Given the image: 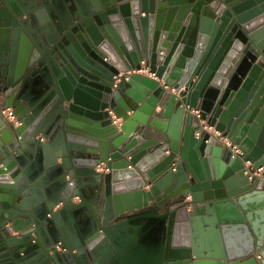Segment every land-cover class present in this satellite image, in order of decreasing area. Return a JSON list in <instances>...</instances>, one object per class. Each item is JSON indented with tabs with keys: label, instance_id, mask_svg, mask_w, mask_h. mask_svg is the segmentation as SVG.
Listing matches in <instances>:
<instances>
[{
	"label": "water",
	"instance_id": "1",
	"mask_svg": "<svg viewBox=\"0 0 264 264\" xmlns=\"http://www.w3.org/2000/svg\"><path fill=\"white\" fill-rule=\"evenodd\" d=\"M260 167L264 0H0V264H264Z\"/></svg>",
	"mask_w": 264,
	"mask_h": 264
},
{
	"label": "crops",
	"instance_id": "2",
	"mask_svg": "<svg viewBox=\"0 0 264 264\" xmlns=\"http://www.w3.org/2000/svg\"><path fill=\"white\" fill-rule=\"evenodd\" d=\"M144 75L149 77V78L157 79L156 76L153 75V74H149V73L145 74L144 73ZM158 110H160V109H158ZM193 113H195V111H193ZM167 120H168L167 117H164V116L160 117L158 119V121H157V122H159V123H157V125H158L157 127L166 126L167 125ZM150 131H153V129L150 128ZM145 188L147 189L148 187H145ZM262 207H264V206H262ZM260 218L262 219L263 217L260 216ZM33 223H34V221L31 218H20V219H17L15 222L11 223V224H8L7 228L9 227V229H6L5 232H6L7 235H12V236L13 235H18L19 232H22V231L26 230L27 228H30L33 225ZM203 228H204L203 232L204 233H208L207 224H204ZM234 239H236V241H239L240 236L236 235V236H234Z\"/></svg>",
	"mask_w": 264,
	"mask_h": 264
},
{
	"label": "built area",
	"instance_id": "3",
	"mask_svg": "<svg viewBox=\"0 0 264 264\" xmlns=\"http://www.w3.org/2000/svg\"><path fill=\"white\" fill-rule=\"evenodd\" d=\"M133 72H138V73H141V74H144V73L145 74L146 73L152 74V73L149 72V70L147 68H142V69L134 70V71H128L126 74L129 75V74H132ZM120 76H121V74H120ZM118 80H119V77H116V82ZM193 111H195V114H199L197 110H193ZM3 112L6 114V116L8 118H10L11 120H15V115H14V111H13L12 108H6ZM226 142H228V144H231L228 140H226ZM263 170H264V168L260 167L255 174L260 176L262 174ZM60 245H61V241L57 242L56 246L58 248H60ZM51 264H53V263H51Z\"/></svg>",
	"mask_w": 264,
	"mask_h": 264
}]
</instances>
